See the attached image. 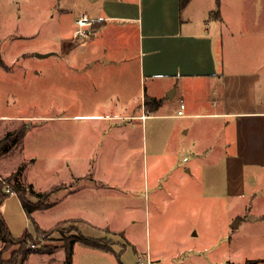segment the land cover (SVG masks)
Wrapping results in <instances>:
<instances>
[{"label": "crops", "instance_id": "1", "mask_svg": "<svg viewBox=\"0 0 264 264\" xmlns=\"http://www.w3.org/2000/svg\"><path fill=\"white\" fill-rule=\"evenodd\" d=\"M182 3L183 0H55L58 13L68 15L74 23L83 13L94 19V33L86 40L79 41L74 35L56 36L64 51L65 104L80 105L87 111V121L81 124L79 146L65 142L70 178L54 185L58 188L49 194L48 206L35 209L30 217L39 225L37 214L58 204L60 192H80L82 219L87 223L100 219L103 203L114 205L121 195L119 170L104 165L105 158L109 156L114 164L118 163L116 153L128 142V173L133 179L137 168L133 158L141 155L148 176L152 169L166 182L169 175L175 174L182 180L197 179L199 184L209 185L213 203L225 202L230 206L235 199L248 201L246 219L252 223L249 228L263 238L260 240L263 243L259 244L258 254L251 251L247 254L241 249L234 256L230 232L223 259L228 264H264V42L254 43L245 38L248 24H232L223 9L222 12L213 9L214 5L220 7L221 0H214L212 6L202 9L197 0ZM250 26L254 30L251 34L264 36L263 25L256 22ZM26 36L29 35H16ZM0 47L3 54L1 43ZM54 53V49L36 48L33 56L44 59ZM26 54L16 50L14 59L19 62ZM51 75L49 70L48 76ZM147 97L156 98L161 104L152 110L146 105ZM181 100L185 102L184 115H178ZM25 118V115H0L2 121H14L6 126L13 129L30 123ZM34 120L32 126L37 127ZM90 125L103 135L95 140V146L85 133ZM104 135L110 136L107 142L111 148L107 153ZM77 153L80 169L74 174L73 157ZM35 161L33 157L31 162ZM19 168L11 171L0 168V180ZM18 180L30 184L38 194L50 190V187L40 189L28 176L26 166ZM130 185H134L131 178ZM2 212L11 231L24 227L25 232L28 213L17 193L8 196ZM229 213L231 216L232 209ZM14 214L22 219L16 226ZM233 220L232 215L226 221L229 228ZM64 221L73 222L75 233L81 235L80 218ZM235 222L238 226L243 224L242 219L236 218ZM20 223L23 224L18 228ZM89 227L92 231L98 227L110 231V227L99 224ZM92 238L107 246L99 247L112 251L109 252L112 256L116 254L115 238L110 235ZM106 238L110 244L104 242ZM79 241L74 243L73 264ZM58 251H63L61 258L65 264V246L42 253L53 259ZM201 254L205 263L213 264Z\"/></svg>", "mask_w": 264, "mask_h": 264}, {"label": "rangeland", "instance_id": "2", "mask_svg": "<svg viewBox=\"0 0 264 264\" xmlns=\"http://www.w3.org/2000/svg\"><path fill=\"white\" fill-rule=\"evenodd\" d=\"M213 2L214 0H197V5L202 9L212 6ZM58 7L55 0H0V43L4 50L2 55L7 64L15 63L11 67L0 63V115H25V121L30 120V123L24 122L13 129L7 128V123L11 126L14 122L12 119H0V139L9 136L11 142L15 141V132L31 126L22 141L11 144L5 153L0 151V168L3 171L6 168L11 171L26 166L28 176L42 190L49 187L51 189L70 178L71 164L65 156V142L79 146L81 124L87 121V111L81 109L80 105L65 104L64 51H61L62 45L56 36H73L78 24L68 15L58 13ZM213 9L221 12L223 9L227 20L232 24L249 25L245 38L254 43L264 42V36L251 34L254 30L250 26L258 22L263 25L261 28H264V0H221L220 7L214 5ZM20 33L29 36L16 37ZM10 36H13V39ZM89 37L80 38L79 41ZM36 48L54 49L55 53L44 59H37L33 56ZM16 50L20 54H28L16 62ZM49 70L52 71L51 76H48ZM38 114H46L49 117L34 118ZM31 119H35L37 127L32 126ZM85 133L93 146L96 145V139L100 136L103 138L100 131L92 125ZM104 137V150L107 153V149L111 148L107 142L110 136ZM129 149L128 142L122 144L120 151L116 153L118 158L115 159L118 163L114 164L109 156L105 158L104 165L116 166L119 170L121 195L114 205L103 203L100 219L94 220V223H87L82 219L80 192H60L61 200L58 204L37 214L39 225L47 230L67 218L77 217L80 218L78 232L81 234L89 238L110 235L118 241L114 256L111 255L112 251L79 241L75 245V264H210L205 263L201 252L213 264H228L223 258L229 247L230 232L233 235L234 256L235 252L239 253L241 249L247 254L250 251L258 254V247L263 238H260L256 231L251 232L249 228L252 223L246 219L248 201L235 199L230 206L225 202L213 203L209 198L212 193L209 185H201L197 179L182 180L179 174H175L169 175V181L166 182L162 175H155L152 169L148 176L143 164L145 159L141 155L133 158L137 166L136 178L133 179L128 173ZM33 157L36 158L35 162H31ZM73 160L75 174L80 169V154L77 153ZM115 176L118 177V174ZM130 178L133 187L130 185ZM11 184H15V180H12ZM23 185L35 192L32 194L28 190L25 194L29 206H48L49 195L40 198L30 184L25 182ZM12 186L10 185L11 188ZM57 188L55 187V190ZM11 196L15 198L14 194ZM103 200L105 201V196ZM230 209L231 216H234L232 228H229V223L226 222L231 218ZM12 218L14 226L22 221L19 215L14 214ZM26 218L28 221L24 225L27 226L24 231H37L38 224L31 220L29 214H26ZM236 218L243 220L241 226L236 225ZM22 224L20 223L18 228ZM63 224L64 226L55 232L45 235L37 232L25 245L26 249L34 251L27 253L23 259L21 244L14 243L4 247V242L0 240V249L3 248L1 257L5 260L16 258L15 264H63V251L55 253L53 259L49 254L41 252L45 247L53 250L63 247L77 236L73 222L64 221ZM95 224L108 226L110 231L99 227L92 231L89 226L95 227ZM23 228H14L13 235L20 237L25 233L22 232ZM104 242L111 243L107 238ZM34 244L36 248L33 247Z\"/></svg>", "mask_w": 264, "mask_h": 264}, {"label": "trees", "instance_id": "3", "mask_svg": "<svg viewBox=\"0 0 264 264\" xmlns=\"http://www.w3.org/2000/svg\"><path fill=\"white\" fill-rule=\"evenodd\" d=\"M219 2V0H218ZM185 4V0H183L182 5ZM0 63L2 65H5L6 63L4 62L3 59V55H2V51H1V47H0ZM161 101L156 99V98H151V97H147L146 99V105L151 108L152 110H155V108H157L161 103ZM23 128V127H22ZM27 132V127L23 128L21 130H19L18 132H15L16 135V139L15 141H10L9 136L4 137L2 139H0V151L3 150V152H6L10 149L11 144L13 143H18L20 141H22L26 135ZM10 144V145H9ZM24 166H21L13 175L1 179L0 180V240L4 242V247L10 245V244H14V243H19L23 246V251L21 252L23 257L22 259L26 256L27 253L33 251V249H26L25 245H27L29 243V241H31L33 239V235L31 232L26 231L24 234H22L20 237H15L10 229L9 224L7 223V220L2 212V205L5 203L6 199L8 198V196L11 193H17L22 201V204L24 206V208L26 209L27 213L29 214V216H31L32 211H34L35 209L38 208H44L46 207L45 204H36L33 206H29L28 203L25 200V194L27 193V191L29 189H27V186L23 185L19 180H18V176L21 173V171L23 170ZM12 180H15V184H11ZM7 185H13L11 188V192H6L5 188ZM55 190V187L51 188L50 190L38 194L37 196H39L40 198H44L46 196H48L51 192H53ZM32 194L35 193L32 188L29 190ZM31 218V217H30ZM33 220V219H32ZM64 222V221H63ZM63 222H61L60 224H58L56 227L53 228H49L47 229H42L40 226H36L37 232L38 234H42L45 235L46 233H50V232H55L57 230H59L61 227L64 226ZM76 240H81L89 245H96V246H101L106 248L107 246H104L103 243H101V241L99 239H95V238H88L84 235H77L75 238L71 239L66 245V262L65 264H73V252H74V243ZM3 249V248H2ZM2 249H0V264H15L16 263V258L14 259H9V260H5L3 257H1L2 254ZM52 249H48V248H42L41 252H50ZM21 255V256H22Z\"/></svg>", "mask_w": 264, "mask_h": 264}, {"label": "built area", "instance_id": "4", "mask_svg": "<svg viewBox=\"0 0 264 264\" xmlns=\"http://www.w3.org/2000/svg\"><path fill=\"white\" fill-rule=\"evenodd\" d=\"M78 28L74 32L76 38L89 37L94 33V19L88 14L83 13L77 19ZM185 102L181 100V108L178 111V115H184ZM6 192H11V187L9 185L5 188ZM36 248V245H33Z\"/></svg>", "mask_w": 264, "mask_h": 264}, {"label": "water", "instance_id": "5", "mask_svg": "<svg viewBox=\"0 0 264 264\" xmlns=\"http://www.w3.org/2000/svg\"><path fill=\"white\" fill-rule=\"evenodd\" d=\"M38 55H41L42 56L43 54L38 53Z\"/></svg>", "mask_w": 264, "mask_h": 264}]
</instances>
